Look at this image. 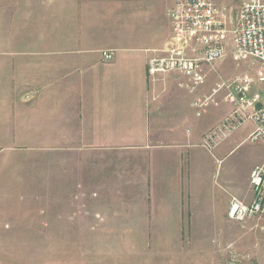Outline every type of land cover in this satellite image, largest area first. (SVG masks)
<instances>
[{
    "label": "crops",
    "instance_id": "obj_1",
    "mask_svg": "<svg viewBox=\"0 0 264 264\" xmlns=\"http://www.w3.org/2000/svg\"><path fill=\"white\" fill-rule=\"evenodd\" d=\"M177 1L8 0L0 27V59L7 60L0 80V235L52 228L170 235L207 229L210 219L225 228L232 198H253L251 185L238 192L231 176L216 184V156L201 147L234 110L227 91L198 107L216 83L191 93L180 73H149L150 61L164 56L172 33L167 12ZM243 128L255 129L251 122ZM35 149L49 161L11 160ZM14 203L28 204L34 218L10 216ZM24 259L19 264H29Z\"/></svg>",
    "mask_w": 264,
    "mask_h": 264
},
{
    "label": "rangeland",
    "instance_id": "obj_2",
    "mask_svg": "<svg viewBox=\"0 0 264 264\" xmlns=\"http://www.w3.org/2000/svg\"><path fill=\"white\" fill-rule=\"evenodd\" d=\"M213 1L228 9L229 27L232 30L240 8L253 0ZM7 3L8 0H0V27L4 28L7 24ZM166 28L170 29L169 22L166 23ZM229 39L231 40V35ZM6 61L0 59V80L4 78L3 65ZM259 68L258 64L250 60L237 62L231 47L224 60L209 68L206 85L216 83L218 86L230 84L237 78H252L254 84L251 93L260 94L262 74ZM223 92L222 90V95L225 96ZM243 126L222 143L221 154L216 151L214 153L216 159L213 181L217 184L231 176L238 183V192L250 187L251 170L264 164V139L252 140L251 134H247L248 131ZM36 149L14 155L11 160L49 161L38 156L34 152ZM50 161H55L54 157ZM211 179L209 178L210 181ZM250 188L253 192L252 185ZM249 197L250 194L248 199L234 197L231 203L237 199L244 206H249L254 195L251 199ZM8 209L10 216L15 218H34L28 204H9ZM48 214L53 217V210ZM230 220L231 225L229 223L225 228L214 227L215 220L210 219L212 225L207 229H183L180 234L170 235L58 234L53 228L46 229V233H42L45 229H41L38 233L5 234L0 235V244L7 246V250L0 252V264H19L23 256V262L29 264H264V217L246 216ZM14 230L21 231L23 228Z\"/></svg>",
    "mask_w": 264,
    "mask_h": 264
},
{
    "label": "built area",
    "instance_id": "obj_3",
    "mask_svg": "<svg viewBox=\"0 0 264 264\" xmlns=\"http://www.w3.org/2000/svg\"><path fill=\"white\" fill-rule=\"evenodd\" d=\"M167 18L172 34L162 51L164 56L150 61V75L180 73L187 78L190 92L195 93L205 83L209 68L224 60L231 47L237 62L253 61L262 74L260 94L251 93L252 78H237L231 85H218L211 97L195 104L203 107L214 103L216 94L226 90L225 98L234 106L231 114L205 135L201 147L214 154L247 122L255 127L250 138L264 139V2L245 3L232 30L228 9L213 0H178L168 10ZM103 57L105 60L113 58L110 52H103ZM250 180L254 199L249 206L234 199L229 210L233 220L264 217V164L251 171Z\"/></svg>",
    "mask_w": 264,
    "mask_h": 264
},
{
    "label": "water",
    "instance_id": "obj_4",
    "mask_svg": "<svg viewBox=\"0 0 264 264\" xmlns=\"http://www.w3.org/2000/svg\"><path fill=\"white\" fill-rule=\"evenodd\" d=\"M258 109H260V105H258V107H257Z\"/></svg>",
    "mask_w": 264,
    "mask_h": 264
}]
</instances>
